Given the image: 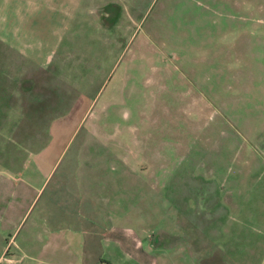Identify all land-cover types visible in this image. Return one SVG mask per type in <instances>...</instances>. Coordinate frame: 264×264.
I'll return each instance as SVG.
<instances>
[{
	"label": "rangeland",
	"instance_id": "obj_1",
	"mask_svg": "<svg viewBox=\"0 0 264 264\" xmlns=\"http://www.w3.org/2000/svg\"><path fill=\"white\" fill-rule=\"evenodd\" d=\"M115 1L118 23L79 26L46 87L25 81L11 166L29 189L6 249L65 264L91 225H116L152 244L200 240L203 264L215 245L223 264H264V0ZM175 248L172 264H192Z\"/></svg>",
	"mask_w": 264,
	"mask_h": 264
},
{
	"label": "crops",
	"instance_id": "obj_2",
	"mask_svg": "<svg viewBox=\"0 0 264 264\" xmlns=\"http://www.w3.org/2000/svg\"><path fill=\"white\" fill-rule=\"evenodd\" d=\"M119 13L115 0H0V145L10 144L0 149L1 154L5 152L4 157L0 156L4 164L0 167V261L5 264H20L23 256V242L15 244L21 254L19 257L9 253L6 246L9 241L13 242L14 229L9 228L8 219L15 201L24 197L25 189H29L28 182L17 176L19 170L15 176L11 166L14 151L25 152V112L28 109L25 105L31 103L30 86L25 91V81L32 82L34 89L46 87L47 79L69 55L79 26L97 19V27L103 31L118 23ZM128 19L132 20L130 14ZM24 167L25 158H22L20 169ZM107 215L109 217V213ZM101 227L90 226L89 241L82 243L80 253L71 255L65 264H97L99 261L105 264H172V255L177 253L172 250L175 247L185 251L192 264L198 261L203 264L205 258L204 245L200 246V240L193 243L189 236L185 242H179V246L161 245L158 241L152 244L151 237L139 240L137 232L127 227L121 230L116 225ZM186 230L189 234V226ZM213 230L216 238L219 227ZM96 237L103 242L101 249ZM196 244L197 249L193 246ZM221 249L220 245H215L213 264H223ZM250 259L245 257L242 264H250Z\"/></svg>",
	"mask_w": 264,
	"mask_h": 264
}]
</instances>
